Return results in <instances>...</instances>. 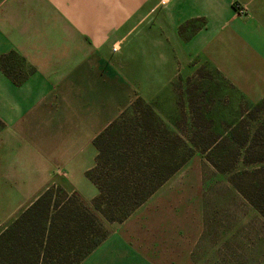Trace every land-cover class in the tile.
<instances>
[{
  "label": "crops",
  "instance_id": "crops-1",
  "mask_svg": "<svg viewBox=\"0 0 264 264\" xmlns=\"http://www.w3.org/2000/svg\"><path fill=\"white\" fill-rule=\"evenodd\" d=\"M1 56L0 233L51 185L94 198L77 185L94 184V138L196 59L264 94V0H0ZM117 238L96 257L127 251Z\"/></svg>",
  "mask_w": 264,
  "mask_h": 264
},
{
  "label": "rangeland",
  "instance_id": "rangeland-1",
  "mask_svg": "<svg viewBox=\"0 0 264 264\" xmlns=\"http://www.w3.org/2000/svg\"><path fill=\"white\" fill-rule=\"evenodd\" d=\"M234 8L252 17L248 4ZM195 64L181 67L173 93L141 106L150 104L155 122L179 134L191 156L126 220L107 224L99 246L124 236L127 251L96 257L98 246L79 264H264V94L248 93L206 60ZM11 142L0 138L7 153ZM77 185L84 196L97 194L92 183ZM80 198L91 206L93 198Z\"/></svg>",
  "mask_w": 264,
  "mask_h": 264
},
{
  "label": "trees",
  "instance_id": "trees-1",
  "mask_svg": "<svg viewBox=\"0 0 264 264\" xmlns=\"http://www.w3.org/2000/svg\"><path fill=\"white\" fill-rule=\"evenodd\" d=\"M143 103L137 98L94 138L91 206L49 186L0 233V264H79L108 237L107 224L126 220L187 161L189 144Z\"/></svg>",
  "mask_w": 264,
  "mask_h": 264
}]
</instances>
